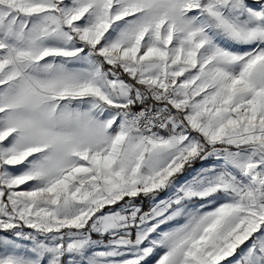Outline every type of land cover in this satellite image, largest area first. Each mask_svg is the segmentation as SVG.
Listing matches in <instances>:
<instances>
[{
	"label": "snow or ice",
	"instance_id": "6c2138e0",
	"mask_svg": "<svg viewBox=\"0 0 264 264\" xmlns=\"http://www.w3.org/2000/svg\"><path fill=\"white\" fill-rule=\"evenodd\" d=\"M0 264H264V0H0Z\"/></svg>",
	"mask_w": 264,
	"mask_h": 264
}]
</instances>
